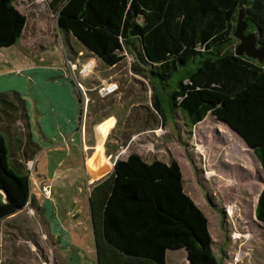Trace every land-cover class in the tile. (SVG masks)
Masks as SVG:
<instances>
[{"label": "trees", "instance_id": "trees-1", "mask_svg": "<svg viewBox=\"0 0 264 264\" xmlns=\"http://www.w3.org/2000/svg\"><path fill=\"white\" fill-rule=\"evenodd\" d=\"M17 1L0 0V48L17 43L26 25ZM59 1L53 0L52 9ZM239 8L245 33L256 32L264 45V0H62L56 27L108 66L128 49L138 60L132 70L142 72V63L150 77L174 76L170 111L180 110L189 126L208 113L225 123L246 141L264 174V61L234 53ZM151 100L162 116L154 91ZM2 102L13 104L8 95H0ZM20 110L25 113L23 105ZM26 137L24 162L37 147L29 133ZM88 200L96 264H167L168 250L185 248L198 257L212 244L208 219L185 192L176 159L146 161L130 152L116 159ZM28 203H33L28 171L23 160L10 159L0 132V221ZM254 216L264 224V187Z\"/></svg>", "mask_w": 264, "mask_h": 264}, {"label": "rangeland", "instance_id": "rangeland-1", "mask_svg": "<svg viewBox=\"0 0 264 264\" xmlns=\"http://www.w3.org/2000/svg\"><path fill=\"white\" fill-rule=\"evenodd\" d=\"M61 1L57 3L56 10L51 7L53 0L32 2L18 0L16 5L26 15L28 28L33 25L35 19L40 18V25L49 33L43 41H40L41 48L40 46L35 49L23 47L29 56L42 58L44 53L46 58L51 57L55 61H61L63 56L74 59L77 53L82 51L83 55L78 61L80 65L91 57L96 61L93 73L81 77L89 101L85 108L79 102L76 112L77 144L80 143L79 129H83L82 126L85 132V128H89L86 124L90 122L91 128L97 132L96 125L99 120L114 116L117 120L115 135H119L118 141L123 145L121 149L117 147L122 150L124 156L136 152L146 161L159 159L168 163L171 159H176L181 167L185 192L208 219V229L212 238L210 248L199 252L198 257H191L193 255L191 252L188 255L189 252L185 248L170 251L168 264H263L264 224L256 220L254 210L257 197L264 187V174L253 151L225 123L215 119L210 113L201 122L189 126L180 110L170 111L169 93L174 88V76L166 81L154 76L150 77L149 67L140 62L142 72L132 70V66L138 60L135 52L128 49L121 52L124 58L119 63L108 66L83 49L71 34L58 30L56 13ZM69 35L71 37L68 39ZM237 43L238 40L235 38L233 49ZM16 49L22 51V48L17 46L0 48V58L1 54L4 55L3 60L0 59V69L6 68V64L2 63L6 62L8 50L14 53ZM62 66H64L63 61ZM100 77L102 80L98 79ZM14 78L19 80L18 77ZM88 79L90 86L86 82ZM69 82L72 84V81ZM110 83H115L117 88L101 95L98 88ZM16 84L19 82L7 81L0 87L6 91ZM17 88L22 89V86L17 85ZM29 88V90L28 87L25 88L28 92L23 95L29 100L36 101L32 87ZM152 91L160 97L162 116L152 107ZM7 95L13 104L0 103V123L4 117L3 113L14 116L15 112L20 111V105L16 102V98H13L12 92ZM36 104L46 110L43 118H49L45 103L39 101ZM24 111L25 118L31 114L34 119L38 116L42 117V114L39 115L36 111L31 113L26 112V109ZM42 121L45 125L49 123ZM112 121L110 119L100 125L102 133ZM32 129L36 135L39 134L36 121L33 122ZM53 129L50 124L47 125V133L48 131L53 133ZM2 131L0 126V132ZM48 138L47 142H41L43 138H39L37 147L35 146L36 156L34 155L32 160L27 159L25 162L24 159L22 160L30 178V194H40L39 200L43 203V211L46 200L49 202L50 209L45 210L44 215L46 221L53 224L52 235L56 238L58 236L61 247L56 249L63 250L68 247L67 253L70 258L66 256V260L55 259L53 254L55 247L51 245V240L43 241L42 252L30 245V242L39 236L45 240L42 232L46 233V229L48 232L50 230L46 228V221H43L38 214L37 205L28 203L22 213L0 222V264H96L94 233L85 178H82V173L78 169L77 171L73 169L74 173L68 175L69 180H60V184H51L52 176L58 170V166L71 164L70 168L79 167L77 152L74 149L69 151L67 147L64 151L52 149L50 152L48 149L54 147L50 145L46 147L45 143L50 142V137ZM23 139L24 143L27 140L26 135ZM64 168L68 167L64 166ZM67 173L69 171L64 172ZM44 179L49 193L42 188ZM66 209L70 212L77 211L79 214L74 218V214L65 213ZM13 224L19 225L20 228ZM19 238H24L27 242L23 243L22 240V245L18 249L13 244L16 242L18 246ZM69 238L71 241H68ZM43 252L47 254L48 261H44L46 256Z\"/></svg>", "mask_w": 264, "mask_h": 264}, {"label": "crops", "instance_id": "crops-1", "mask_svg": "<svg viewBox=\"0 0 264 264\" xmlns=\"http://www.w3.org/2000/svg\"><path fill=\"white\" fill-rule=\"evenodd\" d=\"M15 6L20 10V8L17 5ZM27 23L28 21H26V25L22 31V35L17 41V43L8 46V47H14V46L20 47L22 48V51L16 49L13 53V51L8 50L7 56L5 57L6 62L2 63V64H6V68L0 69V86L2 85V83L5 84V82L7 81L13 82L14 80L18 81L19 84L12 86L10 89L6 91H4L5 89L3 90L2 87H0V95H7V93L12 92L13 98H16L17 100L16 102L20 106L21 105L24 106L26 112L30 111L29 113H31L32 111L33 112L36 111L39 115L42 114V117L40 118V116H38L37 119H34V117L31 114L28 115L27 118H25L21 110L19 111V113L15 112L14 116H9L8 114L3 113L4 117L3 119H1L2 124L0 123V126L1 129L3 130L2 134L5 136L6 144L10 152V159L16 161H22L23 150L25 149L23 143L24 140L23 137L24 135H26V133L30 134L31 139L36 144H38L41 138H43L41 142H47V140L49 139L48 137H50V142L45 143L46 147L49 145L54 147L48 149L50 152L52 151V149H56V151H64L65 147H67L69 151L71 149H74L77 152L76 156L79 158V167L76 166L74 168H70L71 164L58 166V170L54 172L52 176L51 184L52 185L57 184L59 183L60 180H69L70 178L68 177V175H70L71 172L74 173V170L77 171L78 169V171L82 173L81 174L82 178H85L87 194L89 197V194L92 188L95 186V184L105 179L111 173L113 164L116 161V159H125L127 157V155L124 156V153H122V150H120L123 145L118 141L120 139L119 135L118 134L115 135L117 129L116 128L117 120L114 116L105 117L99 120L96 125L97 132L96 130L91 128L90 122H88L86 126L89 127L90 129L85 128V132H83L84 126H82L83 129L82 128L79 129L81 138H80V143L77 144L75 140V137L77 135L76 123L78 118L76 112L78 110V105H79L77 92L74 86L63 75V71H62L63 60L55 61L51 59V57L46 58L44 53L42 58L31 57L23 50V47L29 49L31 48L35 49L38 46H40L41 48L40 41H43L45 36L49 35V33L44 31L42 25H40V18H38L37 20L35 19L32 23L33 25L31 27L29 26V28L27 27ZM70 37L71 35L67 36L68 39ZM83 49L85 48L83 47ZM3 57L4 55L1 54L0 59L3 60ZM76 58L77 57H75L74 59ZM77 59L79 60L80 58ZM2 67H4V65ZM14 77H18L19 80H16V78ZM98 79L102 80V77ZM86 82L90 86L91 84L90 80L88 79L86 80ZM17 85L22 86V89L20 88L18 89ZM30 86L32 87L33 92L36 95L37 98L36 101H34V99L29 100V98L23 95V94H27L28 92L26 91L25 88L28 87L29 90ZM21 90H25V91H21ZM39 101H43L45 103L48 110L49 118H43L46 110L43 107H40L36 104ZM110 119L113 120L112 123L107 127V130L104 133H102L100 129V125H102L103 123L107 122ZM42 120L49 122L48 124H50L51 127H54L53 133L48 131L49 135H47L48 124L45 125V123ZM34 121H36L37 125L39 126V131H38L39 134L37 133V135L33 132L32 129V124ZM18 124H20V126H18ZM88 130L92 131L93 133L89 132ZM112 136H113V140H111ZM69 141L71 143H69ZM117 146H119L120 149H118ZM64 166L68 168L63 169ZM65 171H69V173L64 174ZM64 176L68 178H63ZM43 183L44 184L42 188H46L45 185L46 179H44ZM58 188L61 189L59 185ZM31 196H33V203L37 205L36 208H38L37 210L38 214L41 216L43 221H46L44 211L49 208L48 200H46L45 202V209L43 211L42 209L43 203H41V201L39 200L41 197L40 194H31ZM23 210L25 209L23 208L22 210L12 215H9L8 217L2 219V221L5 219L14 218L16 215L22 213ZM31 210L35 211V209L33 208H31ZM69 212H70L69 210L67 209L65 210L66 214H69ZM70 213L74 214L73 215L74 218H76V216L79 214V212L77 211H72ZM13 226L17 227L18 229L20 228V226L17 224H13ZM46 228H48L50 231L48 232V230L46 229V233L42 232L45 236V240L41 239L39 236L38 238H35L33 240L34 243L30 241L28 242H30L31 243L30 245H32L33 247L37 248L36 250L42 252L43 241L51 240L52 241L51 245L55 247L53 248L54 258L55 259L61 258L66 260L69 254L67 253L68 247L63 248V250L56 249L61 246L59 245V239H57L58 236L56 238L54 235H52L53 224H50L48 223V221H46ZM22 240L23 243L27 242L25 241L24 238H19L17 242L19 243L18 246L16 242L13 245L15 247H18L19 249L20 246L22 245ZM68 241H71L70 238L68 239ZM175 250H179V249H175ZM175 250L167 251V264H168V253L170 251H175ZM43 255L46 256V260L44 261H48L47 259L49 258L47 254L43 252Z\"/></svg>", "mask_w": 264, "mask_h": 264}, {"label": "built area", "instance_id": "built-area-1", "mask_svg": "<svg viewBox=\"0 0 264 264\" xmlns=\"http://www.w3.org/2000/svg\"><path fill=\"white\" fill-rule=\"evenodd\" d=\"M81 55H83L82 51H79L77 53V58H79ZM63 62L64 66L62 67L63 75L70 81H72V84L77 92V96L79 99V102L82 104V107H86V103L89 101V98L87 97V89L84 86L83 82H81V77L87 76L90 73H93V70L96 65V61L93 57L89 58L85 63L80 65L78 63V59H70L67 56H63ZM117 86L115 83H110L106 85H101L98 88V92L101 95H105L107 93H110L112 90L116 89ZM46 193H49L48 188H43Z\"/></svg>", "mask_w": 264, "mask_h": 264}, {"label": "water", "instance_id": "water-1", "mask_svg": "<svg viewBox=\"0 0 264 264\" xmlns=\"http://www.w3.org/2000/svg\"><path fill=\"white\" fill-rule=\"evenodd\" d=\"M246 29H247V23L244 19L243 9L239 8L237 19L235 22V29L233 31V37L238 40V43L234 49V53L236 55L251 58L257 62H263L264 45H259L257 43L256 32L253 31V32L245 33ZM241 139L246 144V141L242 137Z\"/></svg>", "mask_w": 264, "mask_h": 264}, {"label": "flooded vegetation", "instance_id": "flooded-vegetation-1", "mask_svg": "<svg viewBox=\"0 0 264 264\" xmlns=\"http://www.w3.org/2000/svg\"><path fill=\"white\" fill-rule=\"evenodd\" d=\"M249 31H252V30H249ZM249 31H248V32H249ZM248 32H246V33H248Z\"/></svg>", "mask_w": 264, "mask_h": 264}]
</instances>
